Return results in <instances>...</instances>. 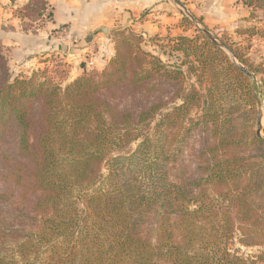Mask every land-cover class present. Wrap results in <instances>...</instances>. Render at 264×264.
<instances>
[{
	"label": "trees",
	"instance_id": "1",
	"mask_svg": "<svg viewBox=\"0 0 264 264\" xmlns=\"http://www.w3.org/2000/svg\"><path fill=\"white\" fill-rule=\"evenodd\" d=\"M243 3L260 25L237 33L264 40V0ZM144 39L117 29L104 69L67 83L45 69L13 77L0 43V156H15L0 264L264 263L263 64L228 38L156 35L161 55Z\"/></svg>",
	"mask_w": 264,
	"mask_h": 264
},
{
	"label": "rangeland",
	"instance_id": "2",
	"mask_svg": "<svg viewBox=\"0 0 264 264\" xmlns=\"http://www.w3.org/2000/svg\"><path fill=\"white\" fill-rule=\"evenodd\" d=\"M172 1L174 5L177 8L179 6L181 10H183L182 5L184 3L188 5L184 14L192 22V24L190 25H187L185 23L187 31H182V33L177 34H185L193 37L196 35L206 34L218 41L223 38H228L232 42H241L242 45H250V49L248 50L250 61L255 65L263 64L264 66V40H261L259 37L245 39L243 36H240L237 33V30L239 28H246L258 24L257 21L250 18L251 10L244 5L243 0ZM217 4L223 6L224 11L226 12L227 16H225L224 19H219L214 15H210V11L216 13L217 10H215V7H217ZM20 10L18 11V15L20 14ZM148 11L149 10L142 11L139 15L140 19H142L146 14H148ZM51 13V10L46 5V10L42 13L40 17L31 14L30 17L32 20H26V23H22L24 29H30L32 31H35V28H44L52 19L50 15ZM259 15L262 16L263 13L259 12ZM110 27L111 28L108 27L109 30L107 29V31H103L102 29L98 28L97 32H95L98 33V36L96 34L97 37H76L71 36L67 31L64 32L63 30L60 31V33L52 31L53 34H49L50 38L47 39V37H45V40H47L49 44H53V49L49 50L46 54H38L35 60L30 61L31 63H27L25 65L24 62H21L20 58L11 57L8 50L3 46V52L9 60L10 74L13 77L23 74L31 75L32 72L35 70L45 69L48 71L49 75L54 76L58 82L67 83L76 78L77 76L83 74L85 71H101L104 69V67L100 68L95 65V63H97L96 59L98 57V51L101 49L100 46H102V43L100 44V39L98 38L105 39V47L107 46V43H109L110 40L113 43L114 48L113 37L115 31L119 28H125L128 26ZM177 34H165L161 36H175ZM156 35L158 34L151 36L143 35V37L145 38V47L152 53L156 55H161L163 54L165 49H162L160 47V44L166 42L163 40L159 41L157 39H154ZM95 37L97 41H94ZM162 58L166 62H168V60L170 59L168 63L174 64V62H176V58H169L167 55H162ZM37 63L41 64L38 65ZM261 101L262 102L258 105V114L262 117V130L260 135L264 137V100L262 99ZM195 111L197 110H194V112ZM194 115H196V113H194ZM201 148L202 133L197 132L196 134H194L191 147L186 153L188 163L193 169H195L197 166V155ZM4 154V156L7 157L0 156V191H10L13 189V186L10 183L8 176L13 169L12 162L14 161L15 156L12 151H7ZM259 249L260 248L256 247L243 248V252L245 254L255 255L258 253Z\"/></svg>",
	"mask_w": 264,
	"mask_h": 264
},
{
	"label": "crops",
	"instance_id": "3",
	"mask_svg": "<svg viewBox=\"0 0 264 264\" xmlns=\"http://www.w3.org/2000/svg\"><path fill=\"white\" fill-rule=\"evenodd\" d=\"M27 2L0 0V43L11 57L20 58L24 65L35 60L38 54L53 49V44L45 40V37L50 38L52 31L60 33L63 30L71 36L88 37L98 36L95 33L98 28L109 30L110 26H128L145 36L182 33L180 21L188 6L184 3L181 10L172 0H46L52 19L44 28L32 31L24 29L23 20L18 16ZM220 4L215 7L216 13L210 11V15L224 19L227 15ZM147 10L149 13L140 19V13ZM98 39L102 46L95 65L103 68L113 56L114 48L110 40L106 48L105 39Z\"/></svg>",
	"mask_w": 264,
	"mask_h": 264
},
{
	"label": "water",
	"instance_id": "4",
	"mask_svg": "<svg viewBox=\"0 0 264 264\" xmlns=\"http://www.w3.org/2000/svg\"><path fill=\"white\" fill-rule=\"evenodd\" d=\"M102 30L107 31L106 28H103ZM257 126H258L257 132L258 134H261V130H262V117L261 116L258 117Z\"/></svg>",
	"mask_w": 264,
	"mask_h": 264
}]
</instances>
